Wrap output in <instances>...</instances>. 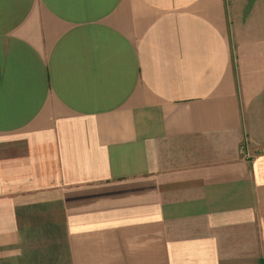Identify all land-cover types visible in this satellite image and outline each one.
Segmentation results:
<instances>
[{
  "label": "crops",
  "instance_id": "0c3cea01",
  "mask_svg": "<svg viewBox=\"0 0 264 264\" xmlns=\"http://www.w3.org/2000/svg\"><path fill=\"white\" fill-rule=\"evenodd\" d=\"M0 264H264V0H0Z\"/></svg>",
  "mask_w": 264,
  "mask_h": 264
}]
</instances>
